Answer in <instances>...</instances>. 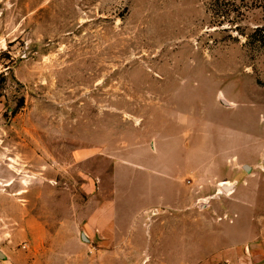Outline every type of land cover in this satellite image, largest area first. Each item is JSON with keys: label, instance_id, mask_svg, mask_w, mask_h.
I'll list each match as a JSON object with an SVG mask.
<instances>
[{"label": "rangeland", "instance_id": "374dc122", "mask_svg": "<svg viewBox=\"0 0 264 264\" xmlns=\"http://www.w3.org/2000/svg\"><path fill=\"white\" fill-rule=\"evenodd\" d=\"M235 3L226 14L229 0H0V250L30 245L29 223L53 234L102 185L109 196L156 140L177 136L164 129L179 97L245 134L207 133L195 155L200 168L234 164L252 194L264 175V0ZM220 189L202 190L210 199L192 206L197 222L236 223V193ZM259 195L264 216V185ZM249 201L245 245L255 239ZM180 231L153 232L151 264H197L209 251V238ZM213 251L199 264H256L218 262L224 248Z\"/></svg>", "mask_w": 264, "mask_h": 264}, {"label": "crops", "instance_id": "0c3cea01", "mask_svg": "<svg viewBox=\"0 0 264 264\" xmlns=\"http://www.w3.org/2000/svg\"><path fill=\"white\" fill-rule=\"evenodd\" d=\"M184 84L189 86L190 81ZM178 100V116L164 129L165 132L178 131L177 136L156 140V155L149 152L144 164L130 163L127 176L123 180L115 179L109 196L106 197L103 185L100 186L98 192L93 193L92 205L72 210L71 217L62 222L53 234L50 235V230L44 227L36 229L33 223H29L30 245H25L24 249L16 248V253L12 255L0 250V264H151L153 259L149 245L153 241L152 234L154 232L159 240L167 227L173 231L181 230V234L182 231L195 229V238L210 239L209 251L203 254L200 250L203 255L197 264L213 257L216 246L224 248L222 255L215 257L220 258L218 262L233 263L232 254H235L240 261L253 256L254 263L264 264V216L257 214L260 206L258 194L264 185V175L254 181L251 194L249 187L246 189L247 185L243 187V173H239L234 164L230 165L232 167L226 163L213 168H200L202 163L195 155L207 133L217 135L222 132L221 129H232L240 132L242 142L245 134L237 125L224 119L223 114L213 120L215 123L211 122V118H206L208 113L203 107L200 111L196 110L194 99L193 102L187 97H179ZM243 167L246 172L252 170L248 165ZM220 173H227L229 177H220ZM228 182L232 184L224 185L232 186L229 191L223 188L224 185L221 187V183ZM86 186L90 188L91 184ZM214 186L221 188L219 194L221 190L224 191L222 194L229 196L236 193L241 211L238 208L234 214L235 224L214 226L196 221V211L192 206L196 199L208 202L210 198L207 199L202 190ZM92 188L95 189L94 186ZM218 196L217 193L213 198ZM246 197L252 203L249 201L253 208L252 231L255 239L245 245L241 237L244 226L239 222L246 217ZM206 209L202 208L203 211ZM232 215L228 213V217ZM234 227L237 229L235 237L232 235ZM218 231H221V237L215 235ZM143 237L145 242H141ZM49 247L57 248L58 254H50Z\"/></svg>", "mask_w": 264, "mask_h": 264}, {"label": "trees", "instance_id": "16d2710c", "mask_svg": "<svg viewBox=\"0 0 264 264\" xmlns=\"http://www.w3.org/2000/svg\"><path fill=\"white\" fill-rule=\"evenodd\" d=\"M219 1V0H218ZM230 2H233V6H234V9L232 10V11H229V12H226V14H228V13H232V12H235V8H237V3H235V0H229ZM257 32H259L260 34H263V36H264V30H259V31H257Z\"/></svg>", "mask_w": 264, "mask_h": 264}, {"label": "bare ground", "instance_id": "6f19581e", "mask_svg": "<svg viewBox=\"0 0 264 264\" xmlns=\"http://www.w3.org/2000/svg\"><path fill=\"white\" fill-rule=\"evenodd\" d=\"M231 187H232L231 185H224L223 188H224L225 190L229 191V189H231ZM221 193H222V191H220V194H221Z\"/></svg>", "mask_w": 264, "mask_h": 264}]
</instances>
